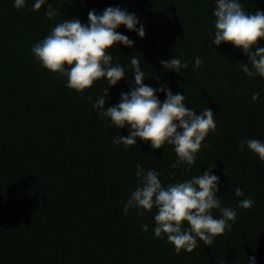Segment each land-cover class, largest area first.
I'll return each mask as SVG.
<instances>
[{
  "label": "trees",
  "instance_id": "obj_1",
  "mask_svg": "<svg viewBox=\"0 0 264 264\" xmlns=\"http://www.w3.org/2000/svg\"><path fill=\"white\" fill-rule=\"evenodd\" d=\"M34 2L26 0L17 10L14 0H0V264H251V256L264 264V161L247 145L243 152L237 147L245 139L264 143V77L244 74L240 63L249 58L242 49L231 43L210 46L216 0H46L31 11ZM238 2L247 13L264 11V0ZM48 3L60 12L53 19L45 16ZM109 6L135 13L146 36L124 25L117 29L134 45L108 50L126 77L110 87L105 110L131 90V58L137 57L146 85L185 95L184 103L197 115L206 108L214 113L216 129L190 167H170L177 160L173 145L153 149L140 138L127 148L114 144L115 135H129L128 127L99 119L86 99L100 95L107 79L82 95L32 53L57 23L71 18L88 23L90 10L99 15ZM257 46L264 47V39ZM171 56L188 68L166 70L160 61ZM197 57L203 59L199 68ZM255 93L259 99L253 101ZM137 164L161 173L165 187L216 165L222 207L237 212L231 230L210 246L197 238L192 252L177 254L166 235L154 236L155 208L144 216L136 209L124 214L129 186H137ZM236 187L244 197L235 196ZM247 197L255 204L240 208ZM212 213L220 217L218 209Z\"/></svg>",
  "mask_w": 264,
  "mask_h": 264
},
{
  "label": "clouds",
  "instance_id": "obj_2",
  "mask_svg": "<svg viewBox=\"0 0 264 264\" xmlns=\"http://www.w3.org/2000/svg\"><path fill=\"white\" fill-rule=\"evenodd\" d=\"M45 3L46 0H35L30 10L38 11ZM25 5L26 0H14L17 10ZM59 14L52 3L47 4V18L53 19ZM213 14L215 31L213 34L209 30L212 37L210 46L231 43L242 49L249 58L248 63H240L244 74L264 77V47L257 46L264 39V11L257 9L255 13H247L238 0H216ZM139 23L135 13L120 6H109L99 15L92 9L88 12V23H82L78 18L57 23L44 39L32 46L31 51L42 67L66 77V87L82 95L97 80L107 79L108 87L100 95L95 98L88 95L86 99L92 103L99 119L110 118L118 129L128 127L129 135H115L114 144H123L127 148L136 145L137 138H140L150 142L153 149H160L165 144L173 145L177 160L170 167H190L195 163L196 154L206 136L216 129L214 113L206 108L197 115L184 103L185 95L173 94L166 86L153 88L146 85V76L137 57L131 58L135 77L130 84L131 90L121 92L119 103L105 110L110 87L126 77L122 66L112 64L113 57L108 50L117 44L126 47L134 45L128 36L117 31L120 25L137 32L141 38L145 37L146 28L144 25L137 27ZM160 63L166 70L177 72L188 68L186 62L182 63L174 56L162 59ZM202 64L201 57L195 58V68ZM157 92L166 93V98L161 101ZM258 99L259 93H255L252 100ZM245 145L258 155L260 161H264V143L258 139H245L237 147L243 152ZM215 166L208 167L202 175L165 187L159 179L161 173L145 170L143 165L137 164V186H129L130 196L124 205V214L136 209L138 215L144 216L146 210L150 212L155 208L154 236L159 239L166 235L167 242L174 245L177 254L181 250L192 252L197 247V238L210 246L214 237L231 230L230 221L234 222L237 215L234 208L222 207L217 195L220 191L219 177L213 174ZM234 194L237 197L245 196L240 187L235 188ZM254 204V199L247 197L241 199L238 206L250 209ZM213 209L220 211L219 218L214 217ZM141 227L144 231L149 229L147 224ZM249 260L251 264H256L255 256L249 257Z\"/></svg>",
  "mask_w": 264,
  "mask_h": 264
}]
</instances>
